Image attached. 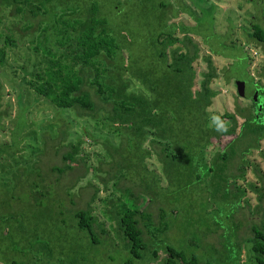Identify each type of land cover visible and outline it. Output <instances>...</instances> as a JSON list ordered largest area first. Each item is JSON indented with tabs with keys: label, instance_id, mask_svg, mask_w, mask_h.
Listing matches in <instances>:
<instances>
[{
	"label": "trees",
	"instance_id": "1",
	"mask_svg": "<svg viewBox=\"0 0 264 264\" xmlns=\"http://www.w3.org/2000/svg\"><path fill=\"white\" fill-rule=\"evenodd\" d=\"M100 1L0 0V12L14 10L25 18L31 16L26 20V29L38 23L30 44L36 40L34 48L40 51L41 58L31 72L25 65L20 66L24 83L58 111L73 116L61 120L55 135L46 131L38 139L35 133L24 138L21 134L28 125L22 111L13 121L10 141H0V219H7L15 231L14 259L4 264H54L56 260L59 264H87V245L102 244L94 228L108 234L97 224L91 209L98 200L106 207L110 202L112 207L102 210L104 217L116 223L115 234L140 260L148 254L150 258L155 256L156 241L152 237L164 234L169 240L165 234L176 226L178 215H183L189 231L194 228L199 234L198 228L204 225L209 231L215 230L222 222L234 228L236 237L241 222L235 221L234 214L244 204L250 207L248 191L256 195L255 211L263 212L243 242L249 263L264 264V182L261 175H257L256 182L248 181L245 169L249 165L246 156L258 149L264 138V107L253 100V111L244 115L240 133L236 132V116L231 113L223 115L231 121L229 127L218 122L209 126L208 108L217 95L211 84L219 76L212 55L226 54L210 52L202 57L206 69L200 73L196 87L195 63L200 47L189 35L178 37L162 29L152 37L146 51H126L121 40L123 30L109 20L106 11L100 13L104 4ZM42 16L48 17L37 19ZM252 28V36L264 42V29L257 23ZM17 44L12 32H0V68L7 63V48ZM1 108L0 102L3 134ZM79 118H84V127L76 134L72 124ZM87 119L93 125L90 129L86 127ZM29 136L28 140H32L25 144ZM84 136L90 145H100L103 151L95 163H88L82 154ZM212 144L220 148L208 159L207 148ZM28 145V156L33 158L22 160L18 154L22 155ZM48 150L60 154L62 164L51 165L43 172L40 156ZM236 154L241 162L234 173L230 165ZM149 160L158 165L159 171L150 168ZM81 166V173L64 188L68 200L74 202L75 188L80 193V180L86 179L91 169L94 180L104 188L110 185V194L118 193L117 203L109 199L110 195L100 196L99 187L93 186L86 208L72 210L65 205V198L59 195L60 176ZM253 168L259 170L255 164ZM54 172L57 176L53 180L49 173ZM89 179L86 181L92 184ZM142 195L148 198V204L139 209ZM152 205L158 208L157 224L149 210ZM200 207L212 215L223 211L225 219L211 218L212 222L208 220L207 224L205 220L201 225L202 218L191 216V211L197 213ZM64 212L69 213L65 218L74 225L77 239L83 243L81 257L75 246L60 236L62 227L58 238L46 233L52 231L50 225H57L52 216L58 222ZM139 224L149 230L151 240H144ZM62 233L64 236L65 229ZM168 243L162 255L164 264H210L200 261L194 252L188 254L185 247ZM237 245L240 254L241 245Z\"/></svg>",
	"mask_w": 264,
	"mask_h": 264
},
{
	"label": "rangeland",
	"instance_id": "2",
	"mask_svg": "<svg viewBox=\"0 0 264 264\" xmlns=\"http://www.w3.org/2000/svg\"><path fill=\"white\" fill-rule=\"evenodd\" d=\"M100 1V0H99ZM101 2V1H100ZM100 13L106 11L107 17L114 25L123 30L121 40L128 51L144 52L150 46L151 39L154 35L164 29L165 31L174 32L178 37L189 35L200 47L199 59L195 63L196 69V87L200 73L206 69V64L202 60L206 54L214 52L212 55L213 62L218 70L219 76L211 84L217 90V95L213 99L212 105L208 108L210 113L209 126L220 123L222 127H229L231 121L224 117V113H231L236 116L237 129L240 133V126L244 120V115L247 111H253V100L248 97L258 87H264V42H260L252 36L254 23L259 24L264 29V0H102ZM101 2V3H102ZM4 11V12H3ZM29 15V14H28ZM31 16H27V18ZM48 16H42L37 19L46 20ZM22 14H15L14 10H1L0 12V32H12V36L18 42V46L7 48L8 60L4 67L0 68V102L2 104V111L4 113L3 123L5 126L4 133H0V141H10V131L14 127L15 119L23 111L24 121L28 125L21 136L31 135L35 133L38 139L41 133L49 131L55 135L63 118L69 120L73 119L71 113L65 111H58L55 106L44 100L42 97L30 89L23 81V72L20 66L23 64L27 67L29 72L32 71L34 63L40 61V51L35 50L36 40L30 44V41L35 38L37 21L35 26L31 29L25 28L26 20ZM39 22V21H38ZM184 30V31H183ZM54 47L53 43H49ZM177 43L174 45L176 46ZM170 49V48H169ZM126 56V53H125ZM25 75V74H24ZM30 76V75H29ZM26 75V77H29ZM227 77V79L225 78ZM236 81H239V88H237ZM138 89V88H137ZM254 89V90H252ZM263 91V89L261 90ZM262 104L260 100L259 105ZM264 107V104H263ZM82 119L75 120L73 129L77 130L76 134L83 129L84 124ZM87 129L93 127L92 122L87 119ZM100 134V133H97ZM30 136L26 139L29 144ZM85 143L82 145V154H84L88 163H95L96 156L102 155L100 145H90L88 138L83 137ZM24 142V141H23ZM220 148L219 145L212 144L207 148L206 156L209 159L214 152ZM30 146L28 145L21 155L23 159L30 161L33 157L28 156ZM264 138L260 140V147L253 149L248 158L249 165L245 168L248 181L256 182L257 175L262 176L264 182ZM239 155H235L231 159V167L234 173H237V165L241 162ZM25 161V162H26ZM151 162L153 164H151ZM41 170L45 172L49 170L51 165H61L60 154H55L48 150L44 155L40 156ZM150 168L159 171L158 165L149 160ZM257 165L259 170H254L253 165ZM81 168L66 172L60 176L59 180V195L65 198V205L74 210L77 208H86L89 197L94 191L93 186L99 187V195L102 197L109 196L112 202L117 203L118 193L110 194L111 186L107 185L104 188L97 180L93 179L94 174L88 170L87 178H90L92 184H88V180H80L83 188L78 193V188H75L76 194L72 197L73 203L68 200L64 188L70 186L74 182L76 176L81 173ZM254 170V171H253ZM57 173H49V178L54 180ZM58 192V189H57ZM250 207L245 204L234 214L235 221H240V228L237 230L236 237L234 235V228L228 224L221 222V227L215 230H208L205 228V220L212 222L210 219L215 218L222 220L224 212L220 211L216 215L209 210L202 211L200 207L198 212H192V217L202 218L199 227V234L193 228L189 231L186 227L183 215H178L179 219L176 221V226L170 228L165 234L152 239L154 242L153 248L156 250L155 256L150 258V254L143 260L135 258L133 254L127 251L122 244L120 238L115 234L114 228L116 223L111 219L104 217L102 210L110 208L101 201H94L91 205L93 213L97 216V224H101L104 231L108 234L102 233L99 228L95 227L94 231L99 235L102 244L96 247L90 243L87 245V264H164L162 257L164 253V246L173 243L174 245H181L188 249V254L194 252L197 258L204 262L208 261L210 264H254L249 263L247 246L243 239L251 235L250 226L252 223L258 224L262 219V212L255 211L257 205L256 195L247 192ZM120 200L124 201L123 198ZM49 200V204H51ZM242 202L243 199H242ZM148 204L146 196H140L138 208L143 209ZM264 205V199L261 202ZM110 206V207H109ZM157 205H152L149 210L152 211L154 223L158 222V208ZM212 208H210L211 210ZM196 210V211H197ZM175 215L174 212H172ZM30 214V213H29ZM69 214L64 212L60 217V221L54 217V224L50 225L46 233L58 238L64 237L67 243L75 246L79 257L83 256L81 247L83 243L78 241L76 230L73 224L65 218ZM164 214L168 218L169 214ZM172 215V216H173ZM9 219V218H8ZM65 219V222L62 221ZM171 219V218H170ZM225 219V218H224ZM7 220V219H6ZM0 219V264L8 263L14 259V243L15 231L9 227V221ZM12 222V221H11ZM144 230V240H151L146 229L142 224H139ZM232 225V222H231ZM65 229V235L59 232ZM214 229V226H211ZM48 229V228H47ZM46 229V230H47ZM195 234H194V233ZM224 233V238L221 235ZM60 233V236H59ZM199 236V237H198ZM227 236V237H225ZM156 239V240H155ZM239 242V246L237 245ZM215 248V249H214ZM38 257V256H34ZM148 257L150 258L148 260ZM55 261V260H54ZM54 264H59L56 260Z\"/></svg>",
	"mask_w": 264,
	"mask_h": 264
},
{
	"label": "water",
	"instance_id": "3",
	"mask_svg": "<svg viewBox=\"0 0 264 264\" xmlns=\"http://www.w3.org/2000/svg\"><path fill=\"white\" fill-rule=\"evenodd\" d=\"M239 84H240L239 81H236L237 88H239ZM252 90H254V89H252ZM261 90H262V87L256 88L252 93H250V95H248V97L251 98L252 100H256L258 98ZM262 99L264 100V91L262 93Z\"/></svg>",
	"mask_w": 264,
	"mask_h": 264
},
{
	"label": "flooded vegetation",
	"instance_id": "4",
	"mask_svg": "<svg viewBox=\"0 0 264 264\" xmlns=\"http://www.w3.org/2000/svg\"><path fill=\"white\" fill-rule=\"evenodd\" d=\"M262 89H263V91H264V87H262ZM263 91H261L260 93H259V96H258V98L256 99L257 100V102L259 103L260 102V100L262 101V106H263V104H264V102H263V100H262V93H263ZM261 106V107H262Z\"/></svg>",
	"mask_w": 264,
	"mask_h": 264
}]
</instances>
